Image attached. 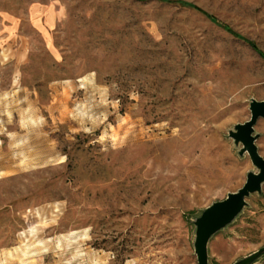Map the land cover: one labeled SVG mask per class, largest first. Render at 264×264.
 <instances>
[{
	"label": "rangeland",
	"instance_id": "374dc122",
	"mask_svg": "<svg viewBox=\"0 0 264 264\" xmlns=\"http://www.w3.org/2000/svg\"><path fill=\"white\" fill-rule=\"evenodd\" d=\"M174 1L0 0V264H197L193 219L256 171L227 134L264 100V0ZM246 201L209 264L264 247Z\"/></svg>",
	"mask_w": 264,
	"mask_h": 264
},
{
	"label": "water",
	"instance_id": "95a60500",
	"mask_svg": "<svg viewBox=\"0 0 264 264\" xmlns=\"http://www.w3.org/2000/svg\"><path fill=\"white\" fill-rule=\"evenodd\" d=\"M248 109L249 119L235 124L227 135L235 146H240L238 155L247 154L256 171H248L244 184L237 191L227 193L224 199L213 202L193 219V251L197 264H209L210 239L235 221L247 206L246 199L251 195L260 194L264 184V158L258 152L256 141L259 134L255 132L257 121L264 119V100L251 99ZM263 254L264 247H261L233 264H254Z\"/></svg>",
	"mask_w": 264,
	"mask_h": 264
},
{
	"label": "trees",
	"instance_id": "16d2710c",
	"mask_svg": "<svg viewBox=\"0 0 264 264\" xmlns=\"http://www.w3.org/2000/svg\"><path fill=\"white\" fill-rule=\"evenodd\" d=\"M155 1L166 2V3H172V4L178 5V6H180V7L194 8V6H193L192 4H189V3H186V2H183V1H174V0H155ZM204 15H206V16L210 19V21H212L213 23H216L218 26L222 27V28H223L224 30H226L227 32L232 33L231 29H230L227 25L222 24L221 22H219V21H218L215 17H213L212 15H209V14H207V13H204ZM233 34H234V33H233ZM235 36L239 37V36L236 35V34H235ZM239 38H241V37H239ZM250 45H251L252 47H254L252 43H250ZM260 55L264 58V54L261 53Z\"/></svg>",
	"mask_w": 264,
	"mask_h": 264
}]
</instances>
